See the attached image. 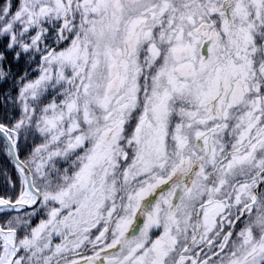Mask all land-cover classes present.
Segmentation results:
<instances>
[{
	"label": "snow or ice",
	"instance_id": "snow-or-ice-1",
	"mask_svg": "<svg viewBox=\"0 0 264 264\" xmlns=\"http://www.w3.org/2000/svg\"><path fill=\"white\" fill-rule=\"evenodd\" d=\"M0 264H264V0H0Z\"/></svg>",
	"mask_w": 264,
	"mask_h": 264
}]
</instances>
